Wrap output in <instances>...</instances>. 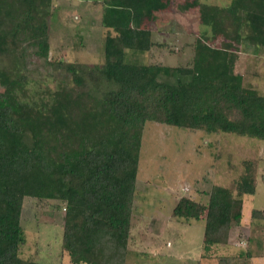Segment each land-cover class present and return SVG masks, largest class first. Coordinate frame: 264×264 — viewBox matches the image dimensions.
I'll use <instances>...</instances> for the list:
<instances>
[{"label": "trees", "instance_id": "1", "mask_svg": "<svg viewBox=\"0 0 264 264\" xmlns=\"http://www.w3.org/2000/svg\"><path fill=\"white\" fill-rule=\"evenodd\" d=\"M100 5L107 30L104 62L91 68L60 62L78 86L83 77L103 86L94 108L77 113L81 98L67 94L45 109L35 108L16 95L18 79L0 77V264H39L19 257L25 198L62 205V249L70 264H124L147 122L264 141V96L245 87L235 69L242 45L264 51V0L203 7L201 20L211 32L196 39L189 67L131 62L127 55L163 46L151 40L150 24L173 9L192 10L198 0H101ZM50 8L51 0H0V52L21 34L47 57ZM235 189L236 197L214 186L206 206L181 198L172 210L175 218L196 221L205 212L206 252L228 242L230 229L242 219L241 196L255 194L248 174ZM251 217L264 220V211L253 209Z\"/></svg>", "mask_w": 264, "mask_h": 264}, {"label": "rangeland", "instance_id": "2", "mask_svg": "<svg viewBox=\"0 0 264 264\" xmlns=\"http://www.w3.org/2000/svg\"><path fill=\"white\" fill-rule=\"evenodd\" d=\"M100 1L51 0L47 57L21 34L8 51L0 52V77L19 80L21 87L15 93L21 101L45 109L67 94L81 98L74 107L77 113L94 108L103 86L88 77L78 86L60 62L87 68L104 62L102 43L107 30L100 23ZM231 2L198 0L192 10L173 9L157 15L150 24L151 40L163 46L140 55L129 53L127 59L189 67L196 39L211 32L200 10L222 9ZM240 49L236 72L245 87L264 96V51L253 52L252 46L243 45ZM244 174L252 178L255 194L241 196L242 219L230 229L228 242L206 252L202 244L205 212L196 221L175 218L172 210L181 198L206 206L214 186L227 188L236 197L235 182ZM132 207L124 264H220L221 257L232 258L231 264H264V220L251 217L253 209L264 211V141L147 122L142 129ZM63 216L60 203L25 198L21 212L25 243L19 257L39 264H70L62 249Z\"/></svg>", "mask_w": 264, "mask_h": 264}]
</instances>
